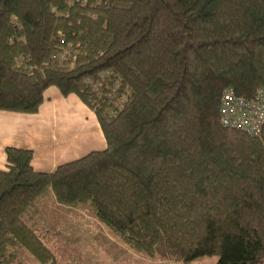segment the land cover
Segmentation results:
<instances>
[{
    "label": "trees",
    "instance_id": "1",
    "mask_svg": "<svg viewBox=\"0 0 264 264\" xmlns=\"http://www.w3.org/2000/svg\"><path fill=\"white\" fill-rule=\"evenodd\" d=\"M51 86L94 111L106 147L52 171L6 148L0 264H60L48 196L150 260L264 264V124L220 120L224 88L264 87V0H0V109L37 112Z\"/></svg>",
    "mask_w": 264,
    "mask_h": 264
},
{
    "label": "crops",
    "instance_id": "2",
    "mask_svg": "<svg viewBox=\"0 0 264 264\" xmlns=\"http://www.w3.org/2000/svg\"><path fill=\"white\" fill-rule=\"evenodd\" d=\"M34 113L0 109V169L8 165L6 148L33 151L32 165L52 171L58 165L106 147L98 118L78 95L49 87ZM50 202L60 206L52 197ZM136 257V256H135ZM153 262L152 260H140Z\"/></svg>",
    "mask_w": 264,
    "mask_h": 264
},
{
    "label": "rangeland",
    "instance_id": "3",
    "mask_svg": "<svg viewBox=\"0 0 264 264\" xmlns=\"http://www.w3.org/2000/svg\"><path fill=\"white\" fill-rule=\"evenodd\" d=\"M46 198L49 200L43 202L42 211L49 220L48 235L60 264H178L171 260L140 261L145 257L130 250L95 217L52 204L51 196ZM9 258L12 259L10 262L2 264H42L25 249L10 254ZM214 262V257L205 256L193 264Z\"/></svg>",
    "mask_w": 264,
    "mask_h": 264
},
{
    "label": "built area",
    "instance_id": "4",
    "mask_svg": "<svg viewBox=\"0 0 264 264\" xmlns=\"http://www.w3.org/2000/svg\"><path fill=\"white\" fill-rule=\"evenodd\" d=\"M220 120L223 125L258 134L264 124V87L255 96L237 95L233 88L223 90L220 103Z\"/></svg>",
    "mask_w": 264,
    "mask_h": 264
},
{
    "label": "water",
    "instance_id": "5",
    "mask_svg": "<svg viewBox=\"0 0 264 264\" xmlns=\"http://www.w3.org/2000/svg\"><path fill=\"white\" fill-rule=\"evenodd\" d=\"M229 264H247L246 262H231Z\"/></svg>",
    "mask_w": 264,
    "mask_h": 264
}]
</instances>
